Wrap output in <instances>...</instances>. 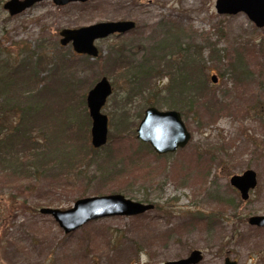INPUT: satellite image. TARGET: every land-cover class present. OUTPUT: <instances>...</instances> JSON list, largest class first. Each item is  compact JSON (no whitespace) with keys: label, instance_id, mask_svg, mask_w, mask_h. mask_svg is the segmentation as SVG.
Segmentation results:
<instances>
[{"label":"rangeland","instance_id":"rangeland-1","mask_svg":"<svg viewBox=\"0 0 264 264\" xmlns=\"http://www.w3.org/2000/svg\"><path fill=\"white\" fill-rule=\"evenodd\" d=\"M8 1L0 0V52H9L16 64L26 60L28 52L45 53L41 71L46 76L53 72L57 56L74 66L61 71L56 83L48 81L52 89L31 102L39 109L30 126L36 128L34 138L42 145L39 152L47 170H40L38 179L22 181L19 192L11 188V178L0 180V264H165L193 250L204 254L200 264H225L227 258L237 264H264V228L249 223L251 217L264 216V101L253 105L243 100L232 76L241 69L254 72L247 84L264 96V29L244 13L220 15L217 0H90L65 7L44 1L14 16L4 9ZM118 21H134L137 28L96 42L102 68L98 58L85 59L71 45L59 48L63 29ZM173 27L180 41L168 31ZM174 38L182 54L170 48L172 56H164L161 49L176 42ZM43 39L52 46L40 49ZM187 47L193 64L198 63L195 73L203 79L204 90L215 91L222 105L213 102L216 110L208 115L199 109L189 114L175 110L191 141L175 153L158 155L131 132L134 128L137 134L148 107L172 110L166 104L171 101L168 88L172 72L188 61ZM241 48L244 58L238 60ZM123 51L127 67L118 70ZM87 60L93 64L83 70ZM149 60V66L161 72L143 84ZM103 77L113 86L103 109L109 137L106 147L93 153L84 140L89 136L92 145V120L83 100ZM245 103L259 110L234 108L240 110ZM223 107L228 112L221 114ZM3 118L5 123L20 121L15 113ZM47 130L46 140L42 132ZM70 158L80 163L74 168L86 174H67L60 184L53 175ZM250 170L258 184L244 201L230 180ZM116 194L155 209L137 217L101 218L69 235L51 216L40 213ZM229 200H235L234 205L224 202ZM164 234L170 236L160 239Z\"/></svg>","mask_w":264,"mask_h":264},{"label":"trees","instance_id":"trees-1","mask_svg":"<svg viewBox=\"0 0 264 264\" xmlns=\"http://www.w3.org/2000/svg\"><path fill=\"white\" fill-rule=\"evenodd\" d=\"M175 29L177 28L173 27L168 31L171 32V35H176L175 38H177L180 33H177ZM177 39L180 41L179 38ZM177 39H175L176 42ZM41 42L42 43L39 44L40 49L47 45L52 46V43H50L46 39H43ZM176 42L172 41V45L167 44L163 50L160 47H155L156 49H161V51L164 52V56H167L169 54V57H171L172 51L170 50V48H172L174 52L177 51L178 54H182V45H180L179 42ZM41 45L43 47H41ZM62 47L64 46L61 45V47L59 48L64 50ZM208 47H211L210 44L208 45ZM186 50L187 51L185 52L188 53V57L185 59H187L188 61H184L183 64H181L180 68L177 69V72H172V79L169 86L170 88H168V99L171 101L166 102V104L168 103L169 106H171L170 109L172 110L182 111L187 114L195 112L194 110L199 109L200 113H203V115H205L206 113V115H208L212 111V108L216 110V105L213 102H216L220 107L222 105V102L216 99L215 91H211L209 89L207 91L204 90L205 83L203 79L198 77V72L195 73L196 67H198V63L193 64L192 60L194 59L189 55L190 49L187 47ZM124 51H128V49L126 48ZM124 51L119 55V61L121 63L120 66L122 67H119L118 70L123 67H127L124 66V61L127 58L124 54ZM3 52L5 51L0 52V180H5L6 177L11 178L9 182L11 184V188L13 187L15 191L19 192V190L21 189L20 184H22V181L28 179H30L31 181V178L38 179L37 177L43 174V172H41L40 170L44 171L48 168L46 166L44 167L43 164L45 162L42 158V153L39 152L42 149L39 146L42 145H39L34 138V131L36 130V128L30 126L32 121H34L32 120L35 117L34 114L38 112L39 109L38 106H35L31 102L35 97L42 96V93L52 89V87H50L52 83L50 84V82H52L53 80V83H56L58 81L57 78H60L59 75L63 74L61 71L67 69L70 71L73 69L74 65L72 64V62H68L67 59L65 60L63 56H57V59L55 61L56 66L54 67L53 72H50V74L46 76L41 71V68L43 66L41 55L45 53H41L39 51H27L29 55L26 60L22 61L21 59V62L16 64L9 52ZM238 54V60L244 58L242 48L238 51ZM86 57L87 58L85 59H90L89 56ZM195 58L199 57L197 56ZM97 62L99 64V68H102L104 63L103 57H99ZM146 62L149 64L143 70V84H147L148 78L151 77L152 74H160L161 72L157 66H149L150 64H152L150 60ZM92 64L93 63L88 62V60L85 61L83 70L88 69L90 66H92ZM253 73L254 72L250 73L245 69H241L239 73H232V76L237 81V86L239 85L238 89L240 94L238 93L237 95H239L246 102H252L253 105H258L260 103H263L264 96H259L258 89L255 87L251 88L247 84L248 81L252 83ZM53 86L55 87L54 84ZM83 101L84 104H86L87 100L84 99ZM248 104L249 103H245L246 106L242 108L240 107V110L237 106H234V108L236 109V111H242L245 109L253 111L259 110V108L248 106ZM205 109L208 112H205ZM221 111V114H223V111L228 112L225 107H223ZM12 113L19 115L20 121L15 124L5 123V119L3 118L4 115ZM47 131L48 133L42 132L45 133L44 136L46 137V140L50 134V131ZM39 134L41 135L40 132ZM131 135H133L132 137L137 136V134H135L134 132V128L131 132ZM84 137L87 146L90 147L89 149L93 153L95 151H101L106 147L105 146L100 149H95L92 145L90 146L89 136L86 137L84 135ZM81 142L83 143L84 141L81 139ZM146 146L151 150L150 145L146 144ZM260 147L262 149L264 148L263 145H260ZM69 160L70 163H68L67 165L66 161L61 162L59 170H57L53 175L54 180L60 184H64V179H68L69 176H66L67 174L72 173L74 174V176L77 175V177L82 173L86 174L85 170L78 171L76 169L80 168H74L75 165L80 164H75L76 161L74 160V158H70ZM86 161L87 159H82V162ZM89 162H91V159L89 160ZM84 168L85 166L82 167V169ZM173 171H177V169L174 167ZM234 201L235 200H229L224 202L227 205L232 206L234 205ZM169 236V234H164L160 237V239L163 240L165 238H168Z\"/></svg>","mask_w":264,"mask_h":264},{"label":"water","instance_id":"water-1","mask_svg":"<svg viewBox=\"0 0 264 264\" xmlns=\"http://www.w3.org/2000/svg\"><path fill=\"white\" fill-rule=\"evenodd\" d=\"M44 1H51L56 6L62 7L71 3H87L90 0H10L5 4V9L14 16ZM216 9L220 15L236 16L244 13L258 28L264 27V0H217ZM135 28L134 21H118L102 22L79 29H63L60 32L62 37L60 44L64 47L71 44L75 53L96 59L99 56L97 41L107 39L115 34L125 35ZM211 80L213 83H217L216 76H212ZM112 95L113 86L107 77H103L87 96V106L92 120V146L95 149L104 147L108 142L109 119L103 113V109ZM137 138L150 145L156 154L165 155L185 148L192 136L188 132L180 112L161 111L156 107H149L137 129ZM230 183L239 190L243 200H248L250 191L257 187V175L250 170L241 176H233ZM154 209L153 204L136 202L121 194H116L83 198L76 201L71 209L45 208L41 209L40 213L51 216L64 233L69 235L101 218L137 217ZM249 223L252 226L264 228V216L251 217ZM202 258L200 251H193L187 259L170 261L165 264H198ZM226 264L237 263L227 259Z\"/></svg>","mask_w":264,"mask_h":264},{"label":"flooded vegetation","instance_id":"flooded-vegetation-1","mask_svg":"<svg viewBox=\"0 0 264 264\" xmlns=\"http://www.w3.org/2000/svg\"><path fill=\"white\" fill-rule=\"evenodd\" d=\"M55 5V4H54ZM57 7H59V6H57ZM62 7H65V6H62ZM4 9H5V4H4ZM6 10V9H5ZM241 14V13H240ZM255 26H256V24L255 23H253ZM137 26V25H136ZM257 27V26H256ZM137 28V27H136ZM135 28V29H136ZM258 28V27H257ZM258 29H264V27L263 28H258ZM114 36H122L121 34H115V35H113V36H111V37H114ZM110 38V37H109ZM71 44H69L68 46H70ZM68 46H66V47H68ZM72 46V45H71ZM80 56H84V55H80ZM240 193V192H239ZM243 200V199H242ZM249 200V199H248ZM244 201H247V200H244ZM255 217V216H254ZM255 227H257V226H255ZM258 228H261V227H258ZM193 251H200V250H193ZM192 251V252H193ZM192 252L190 253V255L188 256V257H186V258H182V259H187V258H189L190 256H191V254H192ZM201 253H202V260L198 263V264H200L203 260H204V254H203V252L202 251H200ZM182 259H179V260H182ZM227 259H229V258H227ZM226 259V260H227ZM226 260H225V264H226ZM175 261H178V260H175ZM170 262V261H169ZM233 262H236V261H233Z\"/></svg>","mask_w":264,"mask_h":264}]
</instances>
